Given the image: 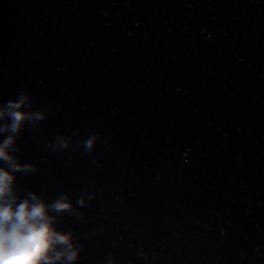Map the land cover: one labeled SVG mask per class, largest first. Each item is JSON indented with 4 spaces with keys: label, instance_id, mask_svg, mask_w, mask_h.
I'll return each instance as SVG.
<instances>
[{
    "label": "water",
    "instance_id": "obj_1",
    "mask_svg": "<svg viewBox=\"0 0 264 264\" xmlns=\"http://www.w3.org/2000/svg\"><path fill=\"white\" fill-rule=\"evenodd\" d=\"M21 94L17 191L68 194L72 264H264V0H0Z\"/></svg>",
    "mask_w": 264,
    "mask_h": 264
},
{
    "label": "clouds",
    "instance_id": "obj_2",
    "mask_svg": "<svg viewBox=\"0 0 264 264\" xmlns=\"http://www.w3.org/2000/svg\"><path fill=\"white\" fill-rule=\"evenodd\" d=\"M29 100L21 94L14 100L0 103V121L6 118L10 123L0 124V133L11 132L0 141V264H72L77 260L80 249L74 241V233L60 229L58 215L74 207L68 194L49 202L37 192L21 197L17 191V173L35 170L30 163H20L15 153L16 133L20 132L26 120L42 119L44 113H30L25 109ZM96 136L85 142L91 148ZM67 140L61 141L66 147ZM79 203L83 204L81 199Z\"/></svg>",
    "mask_w": 264,
    "mask_h": 264
}]
</instances>
